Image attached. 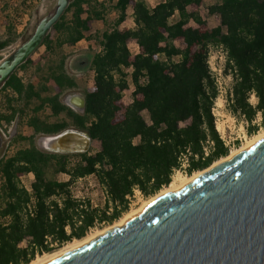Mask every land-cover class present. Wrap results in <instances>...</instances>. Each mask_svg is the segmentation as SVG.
Segmentation results:
<instances>
[{"label": "trees", "instance_id": "16d2710c", "mask_svg": "<svg viewBox=\"0 0 264 264\" xmlns=\"http://www.w3.org/2000/svg\"><path fill=\"white\" fill-rule=\"evenodd\" d=\"M203 1L162 0L149 7L144 0H116L112 8L117 17L95 35L101 50L87 55L93 75L82 92L83 112L60 100L65 90L76 87L63 57L37 86L17 76V70L32 63L30 56L3 83L1 89L11 93L0 123L20 118L32 100L38 103L26 120L33 135L19 136L27 146L0 157V264H27L37 254L82 238L98 223H111L128 209L134 189L148 197L167 185L186 149L187 174L228 153L211 111L217 88L207 64L208 45L226 51L224 71L233 77L227 96L230 111L248 122L249 135L258 130L252 124L256 116L264 125V0H217L207 6V13L218 17L215 26L200 14ZM129 6L134 26L120 27ZM107 8L98 0H70L51 28L56 36L49 31L40 46L46 53L74 46L96 21L106 22ZM15 41L10 26L0 39V50ZM131 41L137 45L135 53L129 49ZM128 69L133 90L131 102L125 104ZM45 106L65 119L50 122L41 117ZM70 126L86 131L99 148L56 153L35 145L34 135H52ZM207 139L212 145L205 155ZM28 174L32 180L27 187L22 177ZM59 174L67 179H58ZM88 175L107 191L108 199L100 206L72 189Z\"/></svg>", "mask_w": 264, "mask_h": 264}, {"label": "water", "instance_id": "95a60500", "mask_svg": "<svg viewBox=\"0 0 264 264\" xmlns=\"http://www.w3.org/2000/svg\"><path fill=\"white\" fill-rule=\"evenodd\" d=\"M69 1L56 0L0 60V87L41 45ZM64 102L84 111L82 93ZM44 138L42 150L56 153L86 152L93 141L73 128ZM41 264H264V138Z\"/></svg>", "mask_w": 264, "mask_h": 264}, {"label": "rangeland", "instance_id": "374dc122", "mask_svg": "<svg viewBox=\"0 0 264 264\" xmlns=\"http://www.w3.org/2000/svg\"><path fill=\"white\" fill-rule=\"evenodd\" d=\"M9 9H11L13 15H11L12 21L18 23V17H20V11L24 8L22 4V0H9ZM56 0H40L37 3L35 8V13L33 17L29 20V23L26 24L25 28H21V30L14 31L16 35V41L4 49L0 50V60L7 56L13 49H15L22 41H24L29 34L33 31L37 21L48 12L52 11L55 6ZM216 2V0H204L203 5L201 7V16L208 22L210 26H215L219 23L217 15H209L207 13V6ZM112 3L110 0L106 1L107 8V15H106V22H98L94 23L91 31L85 33V39L77 42L75 46H62L61 48H53V50L46 53L45 47L40 46L35 52L30 56L31 62L25 68H21L17 70V76L21 78L24 83H32L37 86L43 76L46 74L47 69L50 66H55L59 60L63 57L64 58V69L65 71L71 75L76 82V87L73 89L65 90L61 96L60 100L64 101V95L73 94V93H82L85 88L90 86L91 84V75L92 72L88 67V58L87 55L89 52H97L98 49V41L97 37L95 36L101 30H103L107 24L110 25L113 20L116 18V11L112 8ZM0 9H2V4L0 3ZM2 10H0L1 12ZM130 24L131 21L127 20ZM51 37L54 38L56 33L52 30ZM90 40V41H89ZM178 46H180L179 42H176ZM129 49L131 52L135 51V43L132 42L129 44ZM42 57V58H41ZM40 58V59H39ZM207 59L210 60L211 64H219L221 67V71L219 74L215 73L213 76L217 94H220L218 98H216L214 104V118H215V127L219 134H222L223 138L226 141H229V144L234 146L232 148H236L243 142V137L241 141L237 138L238 135L242 132V125H244V119L239 117L237 114L232 113L230 108L227 105L226 95L232 86L233 77L230 75V71L225 72L224 67L226 63V56L222 53L219 47L211 45L208 48V55ZM128 83L130 87L133 88L131 79L129 76ZM10 91L3 90L0 87V112H8L6 107V96L10 95ZM130 90L128 88L123 92L122 101L127 102L130 98ZM225 98V100H224ZM123 102V103H124ZM38 103L37 100H32L30 104L25 108L24 113L18 118V122L11 121L10 123L2 122L0 123V128L2 132H0L2 137V144L0 147V157H5L11 155L16 149L20 147L27 146L26 141H22L19 139V136H30L33 135V130L31 127L26 125V120L29 114H31L32 108ZM19 107L24 108L22 106V102L18 103ZM41 117L46 118L48 121L53 122L61 119H65L64 114H60L58 116H54L51 114L50 109L45 106L40 112ZM143 116L147 118V114L143 113ZM261 116L258 115L253 120L254 124L257 125L258 130L264 127L261 125ZM15 126V127H14ZM69 128H72L71 126ZM15 130V133L11 134ZM257 130V131H258ZM45 134H37L34 135V142L35 145L42 149L41 138H44ZM246 136H249L246 133ZM99 148V142L97 140H93L90 145V150L94 151ZM58 179L65 180L67 176L65 174H59ZM32 180V175L28 174L22 177V183L25 186H29V183ZM72 189L76 196L78 197H87L91 200V202L95 206H100L104 201V195L98 186V183L94 177H86L82 179H78L72 186ZM147 197L143 196L140 192L136 191L132 196L129 197V204L128 209L123 212L120 216L126 213L128 210L135 208L139 205L140 200L145 199ZM117 219L112 221L111 223L103 222L97 224L95 227L91 228L88 232H92L98 229H103L104 227L113 224ZM86 234V235H87ZM24 245V243H22Z\"/></svg>", "mask_w": 264, "mask_h": 264}, {"label": "bare ground", "instance_id": "6f19581e", "mask_svg": "<svg viewBox=\"0 0 264 264\" xmlns=\"http://www.w3.org/2000/svg\"><path fill=\"white\" fill-rule=\"evenodd\" d=\"M46 136H48V135H46ZM262 138H264V127H262L261 129H259L258 131H256L255 133H253L249 136L243 135V142L239 146H237L236 148H231V150H229L225 156H222V157L214 160L208 167H206L204 169L194 170L190 174H184V173H180V172L173 173L171 176L170 182L167 185L162 186L158 191H156L154 194L148 196L147 198L140 200L139 205L137 207L128 210L126 213H124L122 216H120L118 218V220H116L113 224H110V225L104 227L103 229H98V230L92 231V232L88 233L87 235L83 236L82 238H74V239L64 243L60 247H58V248H56L50 252H43L41 254H37L27 264H41V263H43V262H45L51 258H54L58 255H61L62 253L70 250L71 248H73L79 244L86 242L87 240L93 238L94 236L104 232L105 230H107L109 228L120 225L128 217L135 214L136 212H138L139 210H141L142 208H144L148 204L152 203L153 201L157 200L160 196H162V195H164V194H166L172 190L179 188L181 185H183L184 183L193 179L195 176H197V175L201 174L202 172L210 169L211 167L215 166L216 164L231 158L232 156H234L238 152L244 150L245 148L249 147L250 145L254 144L255 142L259 141ZM45 141H46L45 138H41L40 145L42 147L45 145Z\"/></svg>", "mask_w": 264, "mask_h": 264}, {"label": "crops", "instance_id": "0c3cea01", "mask_svg": "<svg viewBox=\"0 0 264 264\" xmlns=\"http://www.w3.org/2000/svg\"><path fill=\"white\" fill-rule=\"evenodd\" d=\"M98 1H102V2H104V4H106V1L107 0H98ZM110 1H111L112 4H114L116 0H110ZM144 1L146 2V4L149 7H153L158 2H160L162 0H144ZM9 2H10L9 0H0V3L2 4V9H0V10H2L0 12V39H3L6 36L7 29L10 26H11L12 30H14V31H16V29H17V31H19V30H21V28L22 29L25 28L26 27V24L29 23V20L31 19V17H33V15L35 13L34 10H35V8L37 6V3L40 2V0H22V4L24 5V8L22 9V11L19 12L20 13V17H18V19H17L19 21L18 23H15L14 21H12L11 15H13V13H12L11 9L8 8L9 7V4H8ZM201 7H200V9H201ZM117 14L118 13L116 12V17H117ZM175 19H177V15L176 14L172 17V20L173 21H175ZM127 20H130L131 21V24ZM98 22H102V21L101 20H98L95 23H98ZM190 23L193 25L192 22H190ZM133 26H134V22H133V18H132V9L129 6L127 8V10H126L125 20L120 24V27H129V28H132ZM83 39H85V37ZM83 39H81V40H83ZM132 42L135 43V41H131L130 43H132ZM135 52H137V45H136V43H135V51L134 52H131V53H135ZM160 57L161 58H164L163 55H160ZM130 71H131V69H128L127 76H129V77H130ZM92 75H93V72H92ZM92 75H91V79H92ZM126 78H128V77H126ZM127 82H128V79H127ZM128 90H130V96H131V92H132L133 88L130 87V84L129 83H128ZM131 100H132V96L128 99L127 102H124V103L125 104H129L131 102ZM64 101H62V102H64ZM144 113H146V112H144Z\"/></svg>", "mask_w": 264, "mask_h": 264}, {"label": "built area", "instance_id": "2783aa9c", "mask_svg": "<svg viewBox=\"0 0 264 264\" xmlns=\"http://www.w3.org/2000/svg\"><path fill=\"white\" fill-rule=\"evenodd\" d=\"M210 46H211V44L208 45V48H209ZM214 46L219 47L220 50L222 51V53L226 56V51L222 48L221 45H214ZM100 50H101V46L98 44V49H97L96 51L98 52V51H100ZM207 64H208L209 72H210V74H211L212 77L215 75V73L219 74V72L221 71V67H220V65L217 64V63L212 65L209 59H207ZM125 90H126V89H125ZM125 90H124V91H125ZM124 91H123V92H124ZM123 92H122V96H123ZM230 93H231V87H230V90L228 91V94L226 95V101H227V96H228ZM219 95H220V94H217L216 98H218ZM122 98H123V97H122ZM216 98H215V99H216ZM224 100H225V98H224ZM249 101H250L252 104H254V103L256 102V97H255L253 94H251V95H250V98H249ZM123 102H124V101H123ZM214 104H215V101L213 102V105H212V107H211V111H212V114H213V115H215V114H214ZM2 122H4V121H1V123H2ZM252 124H254L253 121H252ZM247 126H248V122L245 120V121H244V125H242V132H241L240 135L237 136V138H238L240 141H241V138L243 137V135H246V133H247V131H246ZM0 132H2V129H1V128H0ZM2 133H3V132H2ZM219 135H220L221 139L223 140L224 145L227 147L228 151L231 150V148L234 146L233 142H232V145H230V144H229V141H226V140L223 138L222 134H219ZM211 145H212V141L209 140V139H207V140L205 141V144L203 145V149H204V154H205V155L208 153L209 147H210ZM189 155H190V152H189L188 149H186L185 151H183V152L180 153V155H179V157H178V166H177L176 168H174L173 173L180 172V173L187 174V169H188V166H189V159H188V156H189ZM173 173H172V174H173ZM89 176L94 177L93 175H88V176H86V177H89ZM171 176H172V175H171ZM86 177H84V178H86ZM94 178H95V177H94ZM79 179H82V178H79ZM97 183H98V182H97ZM98 186L100 187V189H101V191H102V193H103V195H104V201H105L106 199H108L107 191H106L105 187H103V186H101V185H99V184H98ZM136 191L139 192L138 189H134V192H136ZM101 223H103V222H101ZM98 224H99V223H98Z\"/></svg>", "mask_w": 264, "mask_h": 264}, {"label": "flooded vegetation", "instance_id": "af4514ba", "mask_svg": "<svg viewBox=\"0 0 264 264\" xmlns=\"http://www.w3.org/2000/svg\"><path fill=\"white\" fill-rule=\"evenodd\" d=\"M70 95H71V94L64 95V96H63V97H64V100L68 99ZM13 122H15V124H16V122H18V119L13 120ZM14 127H15V126H14ZM14 133H15V131H14Z\"/></svg>", "mask_w": 264, "mask_h": 264}]
</instances>
